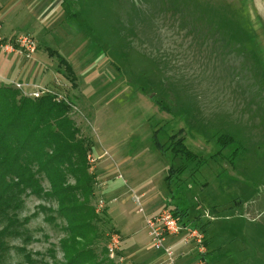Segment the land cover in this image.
<instances>
[{
	"label": "rangeland",
	"instance_id": "rangeland-1",
	"mask_svg": "<svg viewBox=\"0 0 264 264\" xmlns=\"http://www.w3.org/2000/svg\"><path fill=\"white\" fill-rule=\"evenodd\" d=\"M0 22L7 39L31 35L38 50L45 41L74 68L75 86L56 58L36 53L43 72L32 93L72 105L94 177L99 253L117 235L125 264H143L156 253L145 217L182 209L220 248L212 264H264V0H17ZM173 136L193 157L165 151ZM24 199L18 220L29 222L5 237L0 264L64 262L58 202ZM173 242L178 257L157 264H187L186 255L206 264L199 246Z\"/></svg>",
	"mask_w": 264,
	"mask_h": 264
},
{
	"label": "trees",
	"instance_id": "trees-1",
	"mask_svg": "<svg viewBox=\"0 0 264 264\" xmlns=\"http://www.w3.org/2000/svg\"><path fill=\"white\" fill-rule=\"evenodd\" d=\"M45 51L58 60V66L75 86L71 63L51 47L46 46ZM156 102L159 104L160 100ZM70 111V105L53 94L34 99L14 85L0 84V224H6L0 229V252L5 250V237L18 235V227L29 222V219L20 222L18 213L24 208V198L35 196L55 199L56 213L66 221L67 237L60 243L65 261L60 264H114L107 257L106 246L100 253L95 247L102 235L94 225L100 219L90 206L94 177L89 173L88 146L77 139L79 130L69 116ZM158 134L155 132L154 142L163 152L165 146L158 140ZM170 140L165 151H171L174 158L181 154L192 156L184 146V139L173 136ZM177 174L171 167L167 182L171 183ZM69 177L74 179V185L69 184ZM46 181L49 190L44 186ZM41 209L52 212L45 207ZM172 211L184 225L198 227L207 237L204 225L186 218L187 210ZM207 242L206 239V245ZM27 259L30 261L29 256Z\"/></svg>",
	"mask_w": 264,
	"mask_h": 264
},
{
	"label": "built area",
	"instance_id": "built-area-1",
	"mask_svg": "<svg viewBox=\"0 0 264 264\" xmlns=\"http://www.w3.org/2000/svg\"><path fill=\"white\" fill-rule=\"evenodd\" d=\"M2 24L0 22V52L7 54H19L24 56L28 61H32L38 51V44L33 36L27 34L16 35L13 38L6 39L1 34ZM17 89L22 90L23 85L20 83H12ZM38 92L31 93L27 96L34 99L43 97L44 95L54 93H44L43 89H37ZM58 100H64L55 95ZM65 101V100H64ZM66 102V101H65ZM68 103V102H67ZM69 104V103H68ZM72 106L71 104H69ZM133 199L139 208V213H144L142 205V197L134 196ZM101 202V207L103 206ZM103 208V207H102ZM145 225L148 230L150 244L156 253L162 254L169 261H175L178 257L174 240L180 239L184 245L189 246L195 244L199 246V252H206V236L204 232L198 227L193 225H184L174 215L172 209H163L159 213L145 217ZM119 236L113 235L107 245V253L110 260L117 264H125L126 259L122 255L121 248L119 247ZM203 263V262H202Z\"/></svg>",
	"mask_w": 264,
	"mask_h": 264
},
{
	"label": "crops",
	"instance_id": "crops-1",
	"mask_svg": "<svg viewBox=\"0 0 264 264\" xmlns=\"http://www.w3.org/2000/svg\"><path fill=\"white\" fill-rule=\"evenodd\" d=\"M21 1V0H20ZM17 0H0V21L3 19V17L6 15V12L10 10V8H13V5H16ZM64 3V2H63ZM46 10L40 9L37 13V18L39 19L40 15L43 14ZM48 16V12H45V17L42 19H46ZM17 34L14 35V37ZM9 36V35H8ZM8 36H4L6 39ZM47 41V40H46ZM47 42L44 41V44ZM45 46V48H46ZM50 47V46H48ZM52 48V47H51ZM38 54H40V59H44L46 55L48 56V53L44 50L39 49L37 51ZM4 55V56H2ZM36 57V55H35ZM33 59L32 61H28L24 56L19 54H7L0 52V62L2 63V67L0 68V84L4 83H20L23 85V89L27 90L29 94H31L37 87L39 88V84H41V78H42V69L40 68L41 64L39 63L38 59ZM49 57V56H48ZM47 58V57H46ZM26 92V91H23ZM208 245H206V252L204 253H198L197 259L205 261L206 264H212L214 263L211 259L213 258L214 261L220 260L222 256L220 248L213 249L210 245V237H207ZM215 252V253H212ZM202 254V255H200ZM195 255H186L184 259H186L188 262L187 264H192L193 259ZM211 258V259H210ZM208 259V260H207ZM159 260H166L165 256L159 253H155L154 257H151L150 259L145 260L142 262L143 264H157L159 263ZM183 260V259H181ZM235 264V263H234Z\"/></svg>",
	"mask_w": 264,
	"mask_h": 264
}]
</instances>
